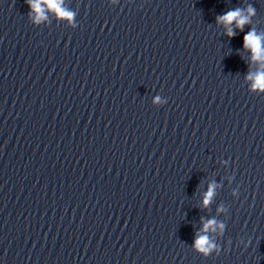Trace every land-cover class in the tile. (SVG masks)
Returning a JSON list of instances; mask_svg holds the SVG:
<instances>
[{"label":"clouds","instance_id":"clouds-1","mask_svg":"<svg viewBox=\"0 0 264 264\" xmlns=\"http://www.w3.org/2000/svg\"><path fill=\"white\" fill-rule=\"evenodd\" d=\"M25 2L32 9V12L36 14V22H39V19L44 17L45 7L57 14L60 18L70 19L74 15L72 12L64 9L61 6L63 0H25ZM246 11L247 14H245L244 9L236 8L222 16L217 17V22L224 24L227 30L226 34L229 37L235 35L232 27L234 22L235 27L239 28L241 31L243 30L245 24L250 23L251 16L255 15V9L249 6ZM244 48L250 50L252 54L251 58L253 61L261 62V70L257 71L254 75L252 73H249L247 79L252 81V88L254 90L258 89L264 91V35L257 34L255 29L249 31L244 36ZM214 190L215 185H209L208 191L205 193L204 199L202 201L203 206L206 207L211 203V200L214 196ZM215 227L216 221L214 219L208 220L206 223H204L202 231H215ZM219 227L223 228V225L221 224L219 225ZM194 246L198 251L202 253H208L214 247L207 235L197 236Z\"/></svg>","mask_w":264,"mask_h":264}]
</instances>
